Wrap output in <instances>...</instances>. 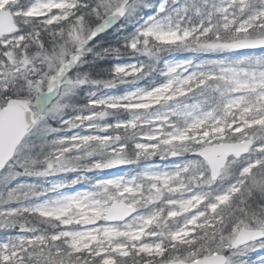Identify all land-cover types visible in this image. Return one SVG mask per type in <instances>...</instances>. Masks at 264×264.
Returning a JSON list of instances; mask_svg holds the SVG:
<instances>
[{
  "label": "snow or ice",
  "instance_id": "snow-or-ice-1",
  "mask_svg": "<svg viewBox=\"0 0 264 264\" xmlns=\"http://www.w3.org/2000/svg\"><path fill=\"white\" fill-rule=\"evenodd\" d=\"M0 233V264H264V0H0Z\"/></svg>",
  "mask_w": 264,
  "mask_h": 264
},
{
  "label": "trees",
  "instance_id": "trees-1",
  "mask_svg": "<svg viewBox=\"0 0 264 264\" xmlns=\"http://www.w3.org/2000/svg\"><path fill=\"white\" fill-rule=\"evenodd\" d=\"M100 39L101 40H109V39H112V37H111V34H109L108 36H102ZM101 67H109V65L103 64V65H101ZM121 91H123V88H121Z\"/></svg>",
  "mask_w": 264,
  "mask_h": 264
},
{
  "label": "rangeland",
  "instance_id": "rangeland-1",
  "mask_svg": "<svg viewBox=\"0 0 264 264\" xmlns=\"http://www.w3.org/2000/svg\"><path fill=\"white\" fill-rule=\"evenodd\" d=\"M157 162H159V160L157 159ZM3 236V233H0V237H2Z\"/></svg>",
  "mask_w": 264,
  "mask_h": 264
}]
</instances>
